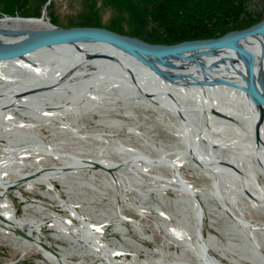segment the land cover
<instances>
[{
  "label": "flooded vegetation",
  "instance_id": "1",
  "mask_svg": "<svg viewBox=\"0 0 264 264\" xmlns=\"http://www.w3.org/2000/svg\"><path fill=\"white\" fill-rule=\"evenodd\" d=\"M242 43L253 56L260 98L244 90L247 68L231 51L215 67L191 62L190 87L163 81L119 51L110 55L128 62L133 75L106 59L74 68L57 58L34 57L50 66L43 76L3 65L0 144L65 154L78 173L65 172L64 180L89 186L97 196L114 198L106 190L116 183L132 187L131 195L152 208L148 214L161 230L176 221L191 232V262L185 256L175 260L179 264H264V53L256 39ZM142 108H152L154 120L176 140L165 142L151 116L135 112ZM178 158L184 160L175 166ZM155 202L171 220L157 217Z\"/></svg>",
  "mask_w": 264,
  "mask_h": 264
},
{
  "label": "rangeland",
  "instance_id": "2",
  "mask_svg": "<svg viewBox=\"0 0 264 264\" xmlns=\"http://www.w3.org/2000/svg\"><path fill=\"white\" fill-rule=\"evenodd\" d=\"M118 6L119 4H117L114 0H0V20L6 17L33 19L43 18L45 16L46 20H49L51 24L61 28H71L76 26L102 27L136 39H140L150 44H163L152 43L145 40L144 38L134 36V33L137 30L132 23V19L127 13H122ZM30 27L37 28V25L31 24ZM121 104L122 103L119 102V105ZM135 112L140 117L151 116L150 124L154 127L155 132L159 131L162 134V138L165 142H172L176 140L172 133H170L167 129H163L159 124H157L156 120H154V117H156L157 114L152 108H142L136 110ZM84 121L89 125L93 124L90 119ZM48 132L49 131L45 130L44 128L40 130V133L43 135H47ZM1 145L2 144H0V146ZM28 160L33 163L28 166H20L23 174H32L39 169L52 168L61 165L55 158H53V156L48 155H46L45 158L39 159L37 162L34 161L35 156L33 155L28 157L26 161ZM15 166L16 169H19L18 165ZM20 173H18V171L9 173L8 180L15 181L22 178V174ZM29 182H35L34 188L29 189L27 186V181L5 191L2 197H7L13 202L17 216H29L42 219L43 224L41 230L38 231L35 229L33 223L21 225L18 222L15 223L12 221L15 225H11L0 219L2 226L0 227V264H61L60 262H62V264H101L102 262H105V258L102 256L101 252L82 253L85 251V249H78L77 247L72 248L73 243H70L64 238L57 239L52 235L54 232H58V229L53 228V218L49 216L48 212L52 210L60 213L65 218H70L71 210L67 209L66 206H64L57 198H54L56 193L54 194V191H49L47 185L44 182H38L37 180ZM53 184L56 189L55 192H57V194L59 193V195L64 200H70L71 202L77 199L81 206L83 205L84 207L88 204V202H90L95 207L96 212H99V210L108 212L109 208L111 210L118 211L119 208H121V214L126 216L127 220H129H126L124 223L126 228H128L126 231L128 236H131L137 241L143 243L151 250V253H147L144 250H137L135 247L128 244V242L122 238L121 233L115 229L116 222L112 218L111 222L104 229L105 238L109 240L112 238H119L125 244V246L129 247L132 252L126 256L128 260H134V256L132 255L133 253H136L135 251H137V259L135 260L139 264L144 260L148 261L147 264H155V259L160 253L163 254L165 259L164 261L168 263L176 260L175 256L173 255L174 251L178 250V252H181L180 246H176L175 243H171L173 242V237L168 232L164 230L162 231L160 228H158L159 226L156 223L157 220L155 217H152L151 215H146L144 217L138 212L135 206L131 205L130 201L133 200V196L129 191V193L124 191L125 189L123 188V185L114 186V188H109L106 190L109 192L111 197L113 196L118 199V202L116 201L117 204H115L112 203L108 197H103L102 202H99V199L96 197L95 198L97 200L82 201L85 197L90 199V195L93 197L95 196L93 192L89 190V186L88 188H81L80 192L83 193H80L77 198L72 197L70 199V195L65 191V189L68 188V184L66 182L62 183L57 180L53 181ZM90 189L92 188L90 187ZM46 191L51 195L47 194ZM84 192L86 193L84 194ZM19 194H21L25 200H22ZM125 197H129L128 200H126ZM28 204H31L32 206L27 207ZM34 204H41L47 209L42 210ZM81 206L78 207V211L83 213L86 211V208L83 210L84 208ZM144 207L140 208H143L145 211L147 210L146 212H154L152 208L147 206L145 208ZM0 214L5 217L1 210ZM130 219L139 220L142 224L141 226L143 231L149 233L152 236L151 239L143 238L140 235V231L132 224ZM92 220L94 221L95 219L93 218ZM74 221L77 225L80 224L78 220L74 219ZM172 223L181 230L184 229V227L177 225L176 221ZM101 225L102 228L105 226L104 224ZM16 228L22 230L25 233L31 234V236L34 238L39 236L41 241L47 242L53 250L58 252V257L56 255L51 256L48 251L40 248L35 242L26 239L24 236L15 231ZM59 245H63L65 249L60 248ZM45 252H47L49 257ZM123 258L124 255H119L116 259L121 261ZM186 259L191 262V252L188 249L186 250Z\"/></svg>",
  "mask_w": 264,
  "mask_h": 264
},
{
  "label": "water",
  "instance_id": "3",
  "mask_svg": "<svg viewBox=\"0 0 264 264\" xmlns=\"http://www.w3.org/2000/svg\"><path fill=\"white\" fill-rule=\"evenodd\" d=\"M17 19L22 21L33 20L20 17H17ZM35 25H37V28H32L24 22L21 24L13 23L10 25L11 27L0 29V64L24 60L28 65L34 66L36 63L33 61V57H47L57 58L65 65L75 68L88 59H106L113 60L133 75L135 72L128 62L110 55L112 51H119L126 58H131L138 65L154 72L163 81L190 87L191 73L186 69H190L191 62L196 63L203 69L215 67L223 60L220 59V62L213 61L210 64L202 63L200 60L231 51L239 55L245 62L249 82L248 87H245L244 90L251 95L261 97L257 93L253 82L255 75L253 56L242 42L256 39L264 53V19L256 25L231 31L217 38L186 40L169 45L150 44L102 27L76 26L61 28L51 23ZM172 69H176V71H172ZM219 81L220 83L237 86L227 80ZM198 83L204 84L203 81H198ZM82 161L86 162L90 168L100 167L99 164L92 161ZM77 166V164H71L63 167L39 169L32 174L9 182V187L5 191L27 181L37 180L43 174L68 172ZM0 219L7 224L15 225L1 214ZM15 231L26 239L35 242L43 250L53 252L58 257V252L53 250L48 243L38 240L18 228ZM60 263L62 264V262Z\"/></svg>",
  "mask_w": 264,
  "mask_h": 264
},
{
  "label": "bare ground",
  "instance_id": "4",
  "mask_svg": "<svg viewBox=\"0 0 264 264\" xmlns=\"http://www.w3.org/2000/svg\"><path fill=\"white\" fill-rule=\"evenodd\" d=\"M26 23V25H31V24H48L50 23L49 20H46L45 16L43 18H33V20H28V21H22L20 19L17 18H10V17H6L2 20H0V29H3L5 27H9L10 25L14 24H21V23ZM11 27V26H10ZM221 55L216 56L214 61L220 62ZM34 59V57H33ZM36 65L31 66L28 65L26 63V61L24 60H17L14 63H4V64H0V75H2V66L3 65H16V66H21L31 72H33L34 74L38 75V76H43L49 73L50 70V66H47L44 63H40L38 60H33ZM222 62V61H221ZM203 69V68H201ZM187 71V69H186ZM4 74V73H3ZM5 75V74H4ZM228 84V83H227ZM176 112L181 114L180 111V107H176ZM50 115H48L47 117H49ZM5 121L8 123V125H10L9 123H11L12 121V115L8 114L5 117ZM24 122V121H23ZM25 123V122H24ZM2 144V148L0 150V210L1 212H3L5 218H7L8 220H11L15 223H19L21 225H25V224H30L33 223L35 229H37L38 231L41 230L43 221L42 219L36 218V217H29V216H23V217H19L17 216V212L16 209L14 207L13 202L9 199V198H3L2 197V193H4L5 189H7V187H9V181L8 180V175L9 173L13 172V171H18V173L22 174L21 177L25 176V175H29V174H23L22 170L20 169L21 165H26V163H28L26 160L28 159V157H30L31 155L35 156V162L39 161V159H41L43 156H53V158L59 160V161H63L66 162L68 165L74 164L72 163L70 160L68 159H64L66 157L65 154H59L54 152L52 149H46V150H41L40 148H33V150H28V148L26 147H16L13 148L11 146H7L5 145V143H1ZM43 153H45V155H42ZM184 159L178 158L177 160H174L175 163L177 161L178 164H175V166H180L182 164ZM11 163V164H10ZM18 165L19 169H16L15 165ZM86 165H88L87 163H85ZM63 167V166H62ZM90 167V166H89ZM13 168V169H12ZM15 169V170H14ZM74 173H78L77 171V167H75V169H72ZM72 172V171H71ZM66 173H52V174H43L42 176H40L39 178H37L38 182H44L49 191H54L55 197L57 198L64 206H66L67 209H70L69 211L71 212V217L70 218H65L63 217L60 213H57L55 211L50 210L48 212L49 216L53 218V228L58 229V232H54L52 235L57 238V239H61L64 238L66 240H68L70 243H73L72 248H81V249H85V251H83L82 253H90V252H101L102 256L105 258V262H102L101 264H139L137 263V261L135 259H137V251H135L136 253H133L132 256H134V260H128L126 258L127 255H129L132 251L129 247L125 246V244L119 239V238H112V239H106L105 238V233H104V229L106 228V226L111 222L112 218L114 219V221L116 222V226L115 229L117 231H119L122 235V238L128 242V244L132 245L133 247H135L137 250H144L147 253H151V250L145 246L143 243L137 241L136 239L132 238L131 236H128L127 234V230L128 228H126V226L124 225V223L127 220V217L124 216L122 213L121 208H119L118 211H114L111 210L109 208L108 212H105L103 210H99V212H96L95 207L88 202V204L84 207L83 205L81 206L80 202L77 201V199H75L74 201L70 200H64L59 193L57 194V192H55V186L53 184V181H60L62 183H65L66 181L64 180L63 176H65ZM68 184V188L65 189V191L70 195V199L73 198H77L79 196V194L81 193L80 191V184L77 183H73V182H66ZM121 182L116 183L115 186L118 185H123V188L125 189L124 191H126V193H129L128 191H132V187L126 185L125 183ZM27 186L29 189L34 188L35 186V182H28ZM121 187V186H120ZM47 194H50L49 192L46 191ZM86 192H84L85 194ZM125 193V194H126ZM51 195V194H50ZM19 196L21 197L22 200L23 196L21 194H19ZM58 196V197H57ZM99 202L103 201V196H97L95 195L94 197L92 195H90V199H87L86 197L82 200V201H93V200H97ZM129 197H125L126 200H128ZM102 199V200H100ZM109 200L112 203H116V201L118 202L117 198H109ZM129 202V201H128ZM132 206H135L138 210V212L140 214H142L144 217L146 215H150L148 214V212H146L145 210H143V208L140 207H144L143 202L140 198H136L135 196L133 197V200L130 201ZM35 206H37L38 208L45 210L47 208H45L43 205L41 204H34ZM153 205L159 210V213L157 215V217H159L161 219V221L163 220H171V216L170 213L168 211H165L164 209H162L159 205L158 202L153 203ZM28 206H32L31 204H28ZM81 206L83 207L86 211L79 212L78 211V207ZM93 208V209H90ZM145 208V207H144ZM82 210V211H83ZM88 210V211H87ZM153 217V216H152ZM95 219L94 221L92 219ZM74 219L78 220L80 222L79 225L76 224V222L74 221ZM131 220V219H130ZM129 221V220H127ZM132 224L140 231V235L143 238L146 239H151V235L149 233H146L143 231L142 229V224L139 220H131ZM156 223H158L156 221ZM104 224L105 226L102 228V225ZM0 227L1 223H0ZM160 228V227H158ZM162 228V227H161ZM166 232H168L173 238V242L171 243H175V245L180 246L181 247V251L182 252H178V250L173 252V255L175 256L176 260L178 259H184L186 256V249H191V232H187L186 230H181L179 227H176L174 225H171L169 227H163ZM13 233V232H12ZM90 236V238H89ZM39 236L35 237L38 240H41ZM83 241V242H82ZM47 243V242H46ZM184 244V245H183ZM60 248L65 249V247L63 245H59ZM196 249V248H195ZM50 255H54L55 254L53 252H50ZM47 254V252H45ZM81 253V252H80ZM119 255H124V258L121 261H118L116 258ZM48 256V254H47ZM49 257V256H48ZM178 258V259H177ZM164 256L163 254H158V257L155 259V264H179L178 261H173L172 263H167L164 261ZM180 262V261H179ZM148 261L144 260L143 262H141L140 264H147ZM189 262L186 261V263L183 264H188Z\"/></svg>",
  "mask_w": 264,
  "mask_h": 264
},
{
  "label": "trees",
  "instance_id": "5",
  "mask_svg": "<svg viewBox=\"0 0 264 264\" xmlns=\"http://www.w3.org/2000/svg\"><path fill=\"white\" fill-rule=\"evenodd\" d=\"M152 43L220 37L264 19V0H114Z\"/></svg>",
  "mask_w": 264,
  "mask_h": 264
}]
</instances>
